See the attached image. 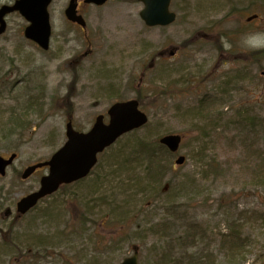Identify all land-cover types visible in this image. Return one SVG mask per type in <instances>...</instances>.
<instances>
[{"label":"rangeland","instance_id":"obj_1","mask_svg":"<svg viewBox=\"0 0 264 264\" xmlns=\"http://www.w3.org/2000/svg\"><path fill=\"white\" fill-rule=\"evenodd\" d=\"M68 2L50 6L48 52L24 38L19 14L0 37V156L18 155L0 176V264H122L135 247L140 264H157L171 240L179 255L192 246L222 257L221 235L233 222L253 237L243 264H264V187L251 183L264 159V54H257L264 52V0H173L177 21L163 29L144 25L138 0L83 3L85 31L67 21ZM132 99L149 123L102 154L83 182L18 219L16 203L48 170L27 181L22 173L63 147L67 123L86 132L113 103ZM246 118L253 132L241 126ZM169 134L185 137L187 160L177 167V156L167 155L155 186L138 145L158 151ZM165 207L176 209L173 220ZM7 208L13 215L4 219ZM187 234L198 242L185 245Z\"/></svg>","mask_w":264,"mask_h":264},{"label":"water","instance_id":"obj_2","mask_svg":"<svg viewBox=\"0 0 264 264\" xmlns=\"http://www.w3.org/2000/svg\"><path fill=\"white\" fill-rule=\"evenodd\" d=\"M146 4L142 19L149 26L169 25L175 16L169 13L170 0H142ZM52 0H19L13 7H3L0 10V35L6 30L5 17L13 12L20 14L29 22L25 30V37L37 43L42 49L48 50L51 37L50 16L48 8ZM77 0H72L67 16L74 22L76 17ZM89 3L103 5L107 0H87ZM110 123L104 124L103 117H99L88 133L75 131L72 123L67 125L65 145L53 155L50 161L29 167L24 172V180L31 177L38 169L49 167V174L42 178L39 191L27 196L18 204V211L27 213L46 196L52 195L62 185L72 184L86 178L98 162V155L116 143L126 133L141 128L148 122V117L139 110L137 101H130L114 105L109 111ZM182 137L169 135L161 140L170 152L177 153L180 149ZM17 155L8 160L0 157V174L6 175L7 169L14 163ZM186 159L180 157L176 164L184 165ZM123 264H138V253Z\"/></svg>","mask_w":264,"mask_h":264},{"label":"trees","instance_id":"obj_3","mask_svg":"<svg viewBox=\"0 0 264 264\" xmlns=\"http://www.w3.org/2000/svg\"><path fill=\"white\" fill-rule=\"evenodd\" d=\"M240 124H242L241 126L249 133L253 132L256 128V124L249 119H247L244 123L240 122ZM156 147L158 148V151L155 149V147L147 143H140L138 145V151L136 155L146 156L147 160L149 161V184L159 186L162 182L159 180L162 178V176L164 177L165 172L167 173L168 170L166 169L168 167L165 158L167 155L169 157L170 154L168 152H164L161 146L157 145ZM162 152L164 155L163 159L161 157ZM258 165L261 168V174L258 175V172H256L255 176H257V179L254 177V180L251 183L254 186L264 187V159H261ZM171 208H164L166 220L174 219L172 211H176V209ZM250 213V211H245V215ZM246 229L247 227H245L243 224H240L239 222H234L232 225H230L228 232L222 235L219 245V252H221L220 255L222 257L216 255V253L212 251H207L206 256L204 253H192V248H194L192 246L188 247L183 254L179 255L177 251L178 241L176 242L171 240V243H166V247L163 248V253L162 255H159L157 264H183L184 262H188L187 264H222L220 259H222L225 264H243L247 261L248 256L251 254L249 248L253 243V237L250 235H245ZM184 240V244L187 246L191 245V243L195 244L198 242V234H187Z\"/></svg>","mask_w":264,"mask_h":264},{"label":"flooded vegetation","instance_id":"obj_4","mask_svg":"<svg viewBox=\"0 0 264 264\" xmlns=\"http://www.w3.org/2000/svg\"><path fill=\"white\" fill-rule=\"evenodd\" d=\"M84 3V0H81L80 2H79V7H78V14L79 15H82L81 14V10H80V7H81V5ZM142 5V4H141ZM141 12V11H140ZM140 12H139V14H140ZM177 15V14H176ZM83 16V15H82ZM142 21V20H141ZM143 22V21H142ZM144 23V22H143ZM71 25H73L74 27H78L79 28V26H78V24H75V23H71ZM145 25V24H144ZM146 26V25H145ZM147 27V26H146ZM81 28V27H80ZM147 28H149V27H147ZM168 28V27H167ZM83 31H85L86 29H83V28H81ZM149 29H155V28H149ZM161 29H163V28H161ZM176 50V49H175ZM176 52H177V54H178V50H176ZM163 55V53H161L159 56H162ZM167 55V54H166ZM165 55V56H166ZM177 56V55H176ZM175 56V57H176Z\"/></svg>","mask_w":264,"mask_h":264}]
</instances>
